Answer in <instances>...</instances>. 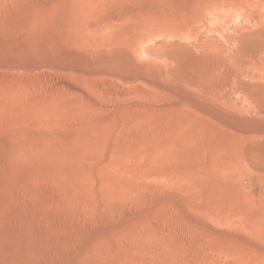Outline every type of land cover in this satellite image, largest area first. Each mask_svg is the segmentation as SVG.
<instances>
[{"label":"rangeland","instance_id":"1","mask_svg":"<svg viewBox=\"0 0 264 264\" xmlns=\"http://www.w3.org/2000/svg\"><path fill=\"white\" fill-rule=\"evenodd\" d=\"M218 1L0 0V264H264V20Z\"/></svg>","mask_w":264,"mask_h":264},{"label":"bare ground","instance_id":"2","mask_svg":"<svg viewBox=\"0 0 264 264\" xmlns=\"http://www.w3.org/2000/svg\"><path fill=\"white\" fill-rule=\"evenodd\" d=\"M213 1V0H212ZM219 4H220V8L222 9V12H223V17L224 19H229L235 12H239V16H241V18L247 23V25L249 26L248 30L245 31V32H241V28L238 29V30H235L236 34H238L239 36V39L240 38H244V39H253L252 37H254L256 34L259 36V33H257V31L255 29H253L251 26L253 25H257L259 26V24H263L261 23L264 19H263V9H264V0H219L218 1ZM211 3V2H210ZM212 4V3H211ZM214 4V2H213ZM218 6V5H217ZM236 15V14H235ZM237 17V15H236ZM264 22V21H263ZM246 28V27H244ZM243 28V29H244ZM242 29V30H243ZM247 29V28H246ZM142 30V29H141ZM245 30V29H244ZM139 32V31H138ZM260 32V31H259ZM257 37V36H256ZM243 39V40H244ZM247 41V40H246ZM264 42V41H263ZM264 51V50H263ZM147 53H150V51L147 49L146 50ZM250 53V51H248ZM255 51H253L255 57H257V55L259 53H261L262 51L259 52V50H257V54L255 53ZM259 52V53H258ZM245 55L244 56H250L248 57V59H245V57L243 58V61L241 62V59H242V56H241V59L239 61V63H245V62H251L253 61V59L255 58L253 56V54H249L247 55L246 53H244ZM242 55V54H241ZM260 55V54H259ZM254 57V58H253ZM259 57V56H258ZM245 60V61H244ZM240 63V64H241ZM240 79V78H239ZM253 85V84H252ZM240 87V86H239ZM242 90V88H241ZM239 91V90H238ZM242 92V91H241ZM243 95V94H242ZM251 95V94H250ZM254 101V100H253ZM222 157V156H221ZM219 159V158H218ZM264 164V163H263ZM233 165V164H232ZM262 165V164H261ZM230 165H227V173H229V171L231 170V166L229 167ZM264 166V165H263ZM235 169V168H234ZM231 174V173H230ZM230 174H229V177H230ZM232 177V176H231ZM230 177V178H231ZM228 182V181H227ZM226 182V183H227ZM229 186V185H228ZM231 191V190H230ZM233 191V190H232ZM231 195V193H229ZM240 195V194H239ZM238 196V195H237ZM241 197V196H240ZM239 199V198H238ZM253 210V209H252ZM256 210V209H255ZM257 212V211H256ZM262 217V216H261ZM263 219V218H262ZM261 219V220H262ZM262 221H258V223H260ZM264 222V221H263ZM262 228H264L262 226V223H260ZM253 225V224H252ZM257 226V225H256ZM258 228V227H257ZM256 230V229H255Z\"/></svg>","mask_w":264,"mask_h":264}]
</instances>
